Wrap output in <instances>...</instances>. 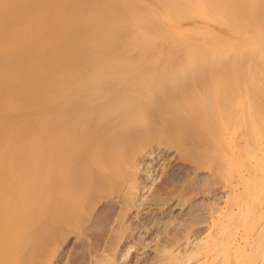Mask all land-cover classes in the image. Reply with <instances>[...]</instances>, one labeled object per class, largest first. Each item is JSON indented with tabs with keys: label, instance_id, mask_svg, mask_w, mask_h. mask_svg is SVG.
<instances>
[{
	"label": "bare ground",
	"instance_id": "1",
	"mask_svg": "<svg viewBox=\"0 0 264 264\" xmlns=\"http://www.w3.org/2000/svg\"><path fill=\"white\" fill-rule=\"evenodd\" d=\"M192 2L0 0V264H264V0Z\"/></svg>",
	"mask_w": 264,
	"mask_h": 264
},
{
	"label": "rangeland",
	"instance_id": "2",
	"mask_svg": "<svg viewBox=\"0 0 264 264\" xmlns=\"http://www.w3.org/2000/svg\"><path fill=\"white\" fill-rule=\"evenodd\" d=\"M192 1H194V0H183V1L182 0H178V2L183 7L182 8L183 11H177L176 13H174V15H172V16H170V17H168V18H166L164 20V25L166 26V29H167V32L168 33L172 32L175 28H179V29H182L183 31H185V30H188L186 28H188V27H190V26L193 25V20H194V18H193V15H194V7L193 6H194V3ZM156 3H157V1H156ZM180 40L181 41L179 42V50L177 51V53H174V54H178L177 57L179 59H181V57L183 59H186V56H185L186 53H189L190 54L196 48V40L190 39L188 37L187 38L183 37ZM0 43H1L0 44V47L1 48L4 47L3 46L5 44L4 41L3 42H0ZM7 50L8 49H6L5 52H7ZM1 52L3 53L4 51L2 49H0V57L3 56ZM167 53L168 52L163 53V52H160V51H157L156 50V52L154 54L167 55ZM183 53H184V55H183ZM180 54H182V55L180 56ZM163 58L164 59L171 58V60H172V59H174V56H172V57L165 56ZM160 59H162V57ZM166 63H167L166 64L167 66H171L172 65V63H171L170 60H168V62H166ZM161 64L164 65L165 63L163 64L162 61H161ZM148 158H147V165H148V167H147L148 168L147 169V173L146 172H144L145 174L143 173V175L148 176V178L146 180L148 182L147 183V188H145L144 190H142V195L144 196L143 197L144 199H146V197L149 196V194L151 192L150 186H152V189H153V185L152 184L154 182H156V181L158 182L160 180V176H161V173L163 171L162 168H164V166L168 162V159L167 158L162 157L160 155L156 156V159L155 160H153L154 159L153 156H152V158L151 157L149 159ZM250 166H252V165L249 164V167L248 168H250ZM206 170L207 169L204 167L200 172H203V171H206ZM208 196H211V195H207V196L201 195L200 198L206 197V199H207ZM206 199H204V200H206ZM168 203L170 204L171 201H168ZM203 203H204V201H203ZM171 209H173V211H176V212L178 211V208L176 206H174V205L171 207ZM162 226H163V223L161 221L157 225H152L149 230L141 229L137 233L134 232V234L131 235L126 240L125 247L122 246V251L123 252H125V248H127L126 245L129 246L128 245L129 243L132 244V245L135 244V242H133L135 239L136 240L139 239L138 241L142 240L141 242L138 243L139 245L136 244V246L134 245V247L131 249V251L128 254V257H127L128 260L126 259L127 262H128L127 264H135L136 263L137 256L138 257L140 256L139 257V259H140V258H142L146 254V252L149 251V253H150V252L153 251L151 247H152V245H154V243H155L154 240L157 239V235L156 234L159 233V230L161 229ZM201 234H202V235H200L201 237H199V236H198V238L195 237V236L192 237L191 240H192L193 243H190L189 246H194L199 241V239H201L202 236H204V233H201ZM132 239H133V241H132ZM143 244H144L145 247L144 246H141ZM189 246H186V247H189ZM136 247H137V249H136ZM68 249H69V247H65V248H62L60 250L61 251V253H60L61 256H59L58 260L56 261V264H61L63 257L68 254ZM119 261H120L119 262L120 264H123V261H125V260L122 258Z\"/></svg>",
	"mask_w": 264,
	"mask_h": 264
}]
</instances>
